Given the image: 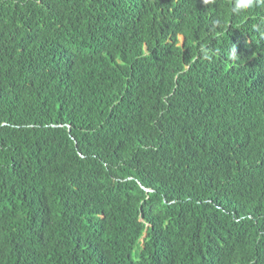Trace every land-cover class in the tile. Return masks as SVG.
I'll return each mask as SVG.
<instances>
[{"label":"trees","instance_id":"obj_1","mask_svg":"<svg viewBox=\"0 0 264 264\" xmlns=\"http://www.w3.org/2000/svg\"><path fill=\"white\" fill-rule=\"evenodd\" d=\"M0 264H264V0H0Z\"/></svg>","mask_w":264,"mask_h":264}]
</instances>
